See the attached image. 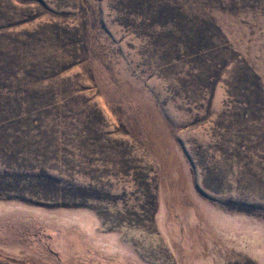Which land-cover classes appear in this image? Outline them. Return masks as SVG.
I'll list each match as a JSON object with an SVG mask.
<instances>
[{
  "label": "rangeland",
  "instance_id": "1",
  "mask_svg": "<svg viewBox=\"0 0 264 264\" xmlns=\"http://www.w3.org/2000/svg\"><path fill=\"white\" fill-rule=\"evenodd\" d=\"M0 264H264V0H0Z\"/></svg>",
  "mask_w": 264,
  "mask_h": 264
}]
</instances>
